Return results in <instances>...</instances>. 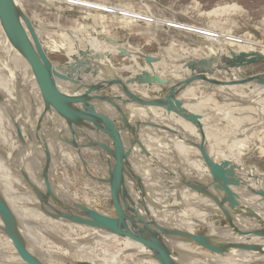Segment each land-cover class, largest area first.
Returning <instances> with one entry per match:
<instances>
[{
    "label": "rangeland",
    "instance_id": "1",
    "mask_svg": "<svg viewBox=\"0 0 264 264\" xmlns=\"http://www.w3.org/2000/svg\"><path fill=\"white\" fill-rule=\"evenodd\" d=\"M19 1L24 16L40 30L41 43H48L53 48L52 52L45 54L50 64L68 69L77 61L84 63L82 66L85 69L80 72L78 79L70 81L66 76L70 85H65L70 88L67 96L85 97L87 100L68 104L67 110H75L74 105L87 101L92 104L96 102L98 105L101 103L99 106L103 107L97 108L96 114L86 110L85 117L98 120L96 122L88 119L90 123L103 126L102 120L107 119L111 109L117 113V118L112 119V127L117 132L121 128H129L127 135L123 133L124 139L115 134L122 140L121 144L115 138H101L111 150L119 152L121 145H125L126 151L132 152L134 182L130 188L134 199H127L134 201L139 207L151 205L162 226L184 225L194 235L205 238L210 225L220 229L222 233L230 231L229 235L232 237L240 236V230L231 227L230 220L221 212L222 209L214 213L211 208H207L210 203H215L219 208V203L202 194L200 190H195V187L190 186L192 183L189 186L184 185V181L195 178L198 173L203 177H210L207 161L214 169L224 168L229 176V159L233 158L241 163L243 169L246 167L247 173L240 176L243 181L253 180L252 184L256 183L250 177L252 171L264 175V156H260L257 149L260 138L264 135H260L258 129L264 127V85L253 81L252 84H257L255 88L253 85L241 83L264 76V0ZM224 6H235L237 9L228 14H209L213 9ZM3 48L0 46L3 53L0 56L4 59L8 51ZM108 69L115 81L109 79ZM2 71L0 78L4 81ZM191 75L196 76L193 79L197 83L187 87V78ZM13 77L14 74L10 73L5 78V82L15 87L13 92L4 95L5 102H2L0 93V103L3 104L0 109L1 172L7 178L15 176V172L22 176V164L14 167L15 158L19 157L16 155L20 152V157L26 158L33 149V165L40 170L37 178L42 177V195L46 190L43 176L47 172L52 198L60 200L65 211H68L67 208L71 213L80 211L77 217L83 216L78 208L83 206L115 217L110 196L103 197L101 193L105 190L104 185L110 181L108 168L113 169L117 163L115 155L99 148L97 145L101 143L88 140V134L82 131V125L77 118L71 117L72 125L58 114L50 118V105L41 117V134H38L39 113L35 115L34 110H29L33 104L34 90L22 92L20 79ZM124 86L126 90L123 89ZM120 89L127 91L128 104L141 109L139 122L124 121L126 106L119 99ZM18 93L25 98L27 112L22 111V104L16 109L21 99ZM239 97H244L245 100L238 102ZM253 102L256 103L252 104ZM175 103L178 105L174 106ZM43 108L42 98L40 115ZM17 113L18 116L26 118L18 120ZM54 122H57L56 127L51 130ZM28 123L33 124L35 135L29 132ZM18 125L23 127L21 140L15 129ZM44 134L54 141L50 144L54 156H51L45 146ZM232 144L253 146L233 154ZM202 145H208L211 149L209 160ZM142 180L145 183L143 185ZM21 181L18 182L19 185L13 184V187L23 190L24 179ZM183 188L189 189L182 191ZM123 190L122 188L124 199ZM205 198L210 203H205ZM27 206L40 209L34 205ZM70 206L74 208L70 210ZM240 208L242 211L246 210L244 206ZM260 217L257 215L249 222L260 227L261 231L254 234L263 238L264 222ZM58 220L60 219L56 220L54 226L55 232L62 230L70 233L71 228ZM74 234H70L72 239L77 235H85L83 230ZM254 234L247 233L245 237L249 240ZM120 242V253L126 254L128 249L125 246H128L129 241ZM80 243L89 244L90 252L95 255L104 254L103 246L93 243L89 237ZM59 246L62 247L60 251L57 249ZM117 248L104 247L105 254L112 253ZM67 249L69 248L54 243L53 250L56 252L65 253ZM203 250L213 251L205 248ZM76 255L81 256V253ZM0 264H16L12 260V251L1 239Z\"/></svg>",
    "mask_w": 264,
    "mask_h": 264
},
{
    "label": "bare ground",
    "instance_id": "2",
    "mask_svg": "<svg viewBox=\"0 0 264 264\" xmlns=\"http://www.w3.org/2000/svg\"><path fill=\"white\" fill-rule=\"evenodd\" d=\"M12 1H13L14 6H15L19 21L21 22L23 28L27 32L30 40L33 42L30 31L27 30L28 28L23 21V17H25V16H24L23 8L21 6L20 1L19 0H12ZM236 9H237V7H235V6H224L221 8L213 9L209 14L210 15L228 14L230 11H233ZM31 27H32V30H33L40 46H41V49L43 50L44 55L52 52L53 48L51 47L50 44L41 43L40 30L37 27H35V25H33L32 23H31ZM0 46H3L4 47L3 49L8 51V55L4 56L6 59L1 58L3 53L0 51V54H1V56H0V71L3 70L2 74H3V78H4V81L2 80V78H0V93H2V97H1L3 99L2 102L6 99V97H4V95L7 93L10 94V92H13V89L15 88L13 85L10 86L9 83L5 82V80H6L5 78L7 76H9L10 73H12V74H14V77H16V76L18 77V79L16 77L17 80L20 79L21 83H19L20 84L19 86H20V88H22V89H20L22 92L26 93L28 90L29 91L32 89L34 90V91H32V93H33V104L34 105L32 104L31 108H35V105H36L37 113H38L39 109H41L42 98H41V94L39 92L40 89H39L36 81L33 78L31 67H30L29 63L27 62V60L19 52V50L17 48H15L12 45V43L9 41V39L7 38L6 34L4 33V31L1 27V24H0ZM105 53L106 52H104V54ZM98 54L101 55L99 52H98ZM98 54H96V55H98ZM100 61H102V60H100ZM83 64L84 63L77 61V63H75V64L73 63V66L71 68L69 67L70 69L69 68L65 69L63 67H57V66H54L51 64V67L53 69L52 74L54 76L55 83H56L57 88L59 89V91L61 93L66 95L67 93L70 92V88L66 87V85H70L68 83L69 80H66V81L60 80L59 78H57L55 76L56 75L67 76L70 78V81L72 79L73 80L78 79L80 72L85 69L82 66ZM232 64H234V63H232ZM9 65H11V66H9ZM234 66H236V65H234ZM193 67H194V65H193ZM208 69H211V68H208ZM234 69H237V68H234ZM109 70L110 69H108V74H109ZM9 71H10V73H9ZM91 72H92V69H91ZM192 73H193V71H192ZM16 74H18V75H16ZM96 76H97V73H96ZM108 76H110L109 79H111V81H115L114 79H112L113 77H111V71H110V74ZM187 76H188V73H187ZM14 77H13V79H14ZM193 77H196V76L191 75V77L187 78V87L197 83V81H195L193 79ZM94 78L98 79L97 77H94ZM185 81H186V79H185ZM253 81H255V80L250 79L249 82L242 81L241 83H244V85L248 84V86L253 85L256 88L257 84L256 83L252 84ZM181 82H183V81H181ZM226 83H228V82H226ZM115 85L116 84H114L113 87ZM121 85H123V83H121ZM194 86H196V85H194ZM34 88L38 91H36ZM123 89L126 90V87ZM129 91H131V89ZM120 92L121 93H119V95H120L119 99L121 101V104H123L122 102H124V104L126 106V108H124L125 109L124 111H126V113L124 114V121L135 123L136 121H138V119L140 117L139 111L141 109L139 110L138 107L136 108V106H133V105H130L127 103L128 102L127 100H129L127 98V96H128L127 91H123L120 89ZM132 93H130V94H132ZM228 93H230V92H228ZM39 94H40V96H38ZM258 95H260V94L258 93ZM142 97L144 99H147L144 96H142ZM94 100H96V99L94 98ZM98 100H100V98H98ZM243 100H245L244 97L237 98L238 102H242ZM256 100H258V99H256ZM262 100L264 101V98ZM256 102H253L252 104H255ZM94 104H92L91 102H88V101L85 102L84 104L79 103V104L74 105L75 110H71V111L67 110L68 104H64V108H65L66 112H68L67 114L69 115V117L77 118L78 123L80 125H82L81 126L82 131H84L88 134V140L97 141V142L101 143L103 146L108 147V144L105 142H102V140H101V138L103 136H105L106 140L115 138L119 142V144H121L122 140L119 137L115 136V134H113V133L109 132L107 129H105V127H103L101 124L90 123V121L85 119L86 117L84 115L86 114V110L91 112L92 114H96V109L100 108L102 106V105L99 106L101 103L99 105L98 104L94 105ZM173 104H170V105H173ZM2 105L3 104L0 103V109L3 107ZM177 105L175 103L174 106H177ZM145 106H146V104H145ZM140 108H142V107H140ZM178 108H179V106H178ZM145 109H147V108H145ZM49 110H50L49 112H51V114L48 115L50 118L53 116H56L55 114H58L56 109L52 105H50ZM115 112H116V110L113 112L110 109L109 114L107 116V119L105 121H107L109 124H111L112 119L117 118L116 117L117 113L115 114ZM91 113H89V114H91ZM149 113H151V112H149ZM239 115H241V114H239ZM40 116L41 115L39 114L38 118H37L38 123H39L38 129H37L38 134H41V133H39V132H41L40 131V129H41V127H40V125H41ZM232 120H234V119H232ZM43 122H44V120H43ZM56 123L57 122H54L53 125L51 124L52 126H54V128L51 130L55 129ZM124 124H125V122H124ZM27 125H28L27 127H28L29 132L31 134L34 133L33 124L28 123ZM18 129L20 131V134L22 135L23 134V127L21 128V126H18ZM121 129L118 130L119 136L124 139L125 137H124L123 133H125V135H127V130L129 128L126 127V129H123V128H121ZM258 129H259L260 135L262 133H264V127L261 129L260 128H258ZM253 130L254 129H252V131ZM33 135H35V133ZM44 135L46 137L47 134H44ZM50 138L49 137L44 138L45 139L44 142H45V144H46L45 146H47V149L49 150L50 154H52L51 156H54L53 150H51V145H50L53 140H51ZM263 139H264V135L262 138H260V145L257 148L259 150L260 156H264V140ZM53 143H54V141H53ZM232 145H231L232 146L231 151L233 152V154L239 150L243 151V150L249 149L253 146L252 144H246V145H248L247 147L245 145H241V144H239V145L238 144H232ZM200 146H201V144H200ZM126 148L127 147L125 145H123V146L121 145V148L118 152L121 155V157H125L123 162H122V166H121L123 178H122L121 191L119 194V202H120L121 207L123 209V212L125 214V223L123 225L124 228H128L130 230H136V231H147L144 224L140 221V220H143L150 227L151 232L157 237L160 244L168 250V252L170 253V255L173 259L174 264H264V236L262 235L263 238L256 237L254 232L261 231L260 227L256 223H250L249 222L251 219H255V217L257 215L261 216L260 219L264 222V175H259L256 172L252 171L250 173V175H251L250 177H252L254 179V181H256V183L252 184L253 180H251V181L249 180L248 182L243 181L240 176L243 175L244 173H247L245 171L246 167H245V169H243L241 163H239L235 158H233L231 160L229 159V176H227V174L225 173L224 168H215L214 169L215 171L213 174L214 176L211 174L210 177H209V175H208V177L207 176L203 177L198 173L195 178H191L188 181L187 180L184 181L185 182L184 185L189 186V184L192 183V185L190 184V186L195 187V190L196 189L200 190L202 192V194H204L207 197H211L212 199H214V202L219 203L220 206H219V208H217L215 206L216 205L215 203H214L215 205L211 204L209 202L210 200L205 198L206 199L205 203H210V205L207 208H211L214 213H217L220 211V209H222L221 212L224 215H226V217L230 220L231 227L238 228L241 232L240 236L237 235L235 237H232L231 235H229L230 231L227 232L228 231L227 230L225 233H222L220 229L214 228L212 226L210 227V225H209V232H208V235L204 238L205 243H204V246L202 245V247L205 249H208V250L212 249L213 251L205 252L203 250V248H201V246L197 245L198 243L189 239L188 235H194V234L188 228H186L184 225L174 224V225L162 226L157 219V215L153 212L151 205L150 206L146 205L145 207H139L134 201L133 202L129 201V200L134 199V195L131 192V188H130V186H132L133 182H134V178H133V175H134V168H133L134 159H133L132 152L129 153V151H126ZM202 148H203V152L206 154V156L208 157V160H209L211 157V149L209 148L208 145H204V146L202 145ZM33 154H35V151H33V149H32L26 158L20 157V152L16 155L19 157L15 158L16 164L14 167L17 168L19 163L22 164V168H21V169H23V171L21 172L22 176L19 173L15 172L16 173L15 176H12L11 178H7L4 176V174L0 170V195L3 198V200L6 202V204L8 205L11 212L13 213L15 220H16V223H17V231H18L19 235L21 236V238L23 239L27 251L31 255L35 256L43 264H158L157 261L154 260L152 256H150L151 254L147 251V249L142 244H140L139 242L125 238V237H121L120 235L111 233V232H109L103 228H100V227L99 228H90L87 226H83L81 224L70 223L66 220L60 219L58 221L60 223L67 224L71 228V232L67 233V232H63L62 230L55 232L54 226H56V222H57L56 220L54 221L51 217L47 216L43 212V210L41 211V209L38 210V209L30 208L29 206H27L29 204V205H34V206H38V207H43L44 210H46L47 212H49L52 215H56V213H58V212H64L61 210H65L64 208L62 209L61 201L53 199L52 197H49L47 195L46 190H44L45 192L42 195V197H43L42 203L37 202L35 200V198L33 196V195H35V191L38 190V191L42 192L43 187H42V177L37 178V175L39 174L40 170L35 169V166L33 165V158H32ZM41 156L43 157L42 154H41ZM43 161L45 162V160H43ZM218 162H216V163H218ZM213 163H214V161H213ZM218 165H219V163H218ZM19 169H18V171H19ZM113 170H114V168L113 169L108 168V172H109L111 177H110L109 183L104 185L105 190L104 191L102 190L103 192H101L103 194V197H109L110 196V189L112 186ZM6 172H8V171H6ZM199 172L201 173L202 171H199ZM209 174H210V172H209ZM248 175H249V173H248ZM22 178L24 179V183H25L24 189L23 190L15 189L13 187V184L17 183L19 185V183L22 182L21 181ZM252 178H250V179H252ZM143 184H145V183L142 180V185ZM144 187H146V185ZM122 188L124 189L123 190V194L125 196L124 199L122 197L123 196L122 195ZM188 189L183 188L182 191H187ZM201 197L203 198V196H201ZM201 197H199V198H201ZM22 199H24V201H21ZM241 206H244L246 208V210L242 211V209L240 208ZM59 207H61V208H59ZM69 208H70V210H72L74 207L70 206ZM93 211L98 212L99 214H102L104 216L110 217L109 215H106V214H104V213H102L96 209ZM78 212L80 213V211H78ZM78 212L72 211V213L69 212V214L73 215L74 217H77ZM219 214H221V213H219ZM160 225H161V227H160ZM78 230H83V233L85 235L81 236V237H79L77 235L75 239H72L70 237V234L75 235L74 233L77 232ZM251 232H252V234H254V236L251 235L250 239L248 240V238L245 237V234L247 235V233L250 234ZM262 232L264 234V229L262 230ZM260 234H261V232H260ZM46 236H49V238H47ZM88 237L91 240H93V243H97V245L101 244L103 246L102 252L104 254H100V252H99L100 255H98L97 253H96L97 255H95V254L90 252V245L89 244L80 243V241L86 240V238H88ZM0 239L2 241L6 242V244L8 245L10 250L12 251V260L16 264H26L25 262H23L20 259V257L15 252V250L11 244L10 239L7 236V234L3 228L1 219H0ZM121 240H123V241L128 240L129 241L128 246H125V248L128 249V252L126 254L120 253L122 250L121 249L122 244L120 242ZM53 242L55 244L58 243L59 245H63V246H65V248H69V249H67L65 251V253L56 252L53 250V246H54ZM111 246H115L118 248L112 253L105 254L104 247H111ZM61 248L62 247H60V246L57 247V249L59 251ZM94 250H96V249H94ZM54 252L56 254H53ZM78 252L81 253V256L76 255V253H78ZM82 252H84V254ZM70 253H73V255H70Z\"/></svg>",
    "mask_w": 264,
    "mask_h": 264
},
{
    "label": "water",
    "instance_id": "3",
    "mask_svg": "<svg viewBox=\"0 0 264 264\" xmlns=\"http://www.w3.org/2000/svg\"><path fill=\"white\" fill-rule=\"evenodd\" d=\"M23 21L27 28L30 31L32 36L33 42L30 40L27 32L23 28L21 22L18 19L17 12L12 0H0V24L1 27L6 34L9 41L12 45L19 50V52L23 55V57L27 60L31 67L32 75L34 80L36 81L40 92L42 94L44 108L42 114L40 116L43 117L45 114L46 108L49 105H52L58 115L66 120L70 125L73 124V119L69 117L67 114L64 104H73L75 102H84L87 99L85 97L74 98L71 96L64 95L59 91L57 85L54 80V76L52 74L53 69L51 64L45 57L43 50L32 30L31 23L27 17H23ZM55 77L59 78L60 80H67L66 76H59L56 75ZM256 81V83L260 85H264V76L252 78ZM84 118V117H83ZM86 119H91L92 121H98L97 119H92L90 116H87ZM97 124V123H94ZM102 124L109 132L119 135L118 132L112 127V124H109L107 121L102 120ZM17 137L21 140L23 136L20 134L18 126H15ZM99 148L108 151H111L113 155H115L117 159V163L114 167L112 173V187L110 198L112 201V205L114 208L115 217H108L93 210H90L86 207L79 206L78 208L83 213V216L74 217L73 215L69 214V210L65 212H58L56 215H52L43 207H40L43 212L51 217L57 219L66 220L70 223L81 224L83 226H87L90 228H103L111 233L120 235L121 237H125L134 241L139 242L142 244L147 251L151 254L154 260L157 261L158 264H174L173 259L168 252V250L163 247L157 237L151 232L150 227L143 221L140 220L144 226L146 227L147 231H136L130 230L128 228H124L125 223V214L119 202V194L121 191L122 186V162L125 157H121L117 150H111L110 148L103 146L102 144L97 145ZM209 166L210 174H214V166L206 162ZM47 176V172L45 173ZM43 176L45 180L46 192L49 197H52V192L50 190L49 184L47 182V177ZM214 176V175H213ZM42 193L40 191H35V196L40 201L43 202ZM0 219L3 225V228L9 237L11 244L20 257V259L25 262L26 264H43L39 261L35 256L31 255L24 244L23 239L19 235L17 231V223L15 217L11 210L9 209L6 202L0 195ZM189 239L192 241L204 246L205 239L202 236L197 235H188Z\"/></svg>",
    "mask_w": 264,
    "mask_h": 264
},
{
    "label": "crops",
    "instance_id": "4",
    "mask_svg": "<svg viewBox=\"0 0 264 264\" xmlns=\"http://www.w3.org/2000/svg\"><path fill=\"white\" fill-rule=\"evenodd\" d=\"M21 93H18V95L20 96V98L22 99H20V101H22L21 103H19L18 102V105H17V107H16V109L18 110V108H20V105L22 104V111L23 112H27V110H26V106H25V103H24V97H22L21 95H20ZM24 96V95H23ZM29 110H34L35 111V115H37V108H36V105H35V108H30ZM39 111H40V109H39ZM38 111V113L40 114V112ZM13 112H15L14 111V109H13ZM13 114H15V113H13ZM15 116V115H14ZM17 117H18V120L20 119V120H23V119H25L26 117H21V116H18V113H17ZM19 122V121H18ZM19 126V125H18ZM20 129V128H19Z\"/></svg>",
    "mask_w": 264,
    "mask_h": 264
}]
</instances>
